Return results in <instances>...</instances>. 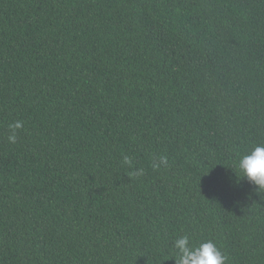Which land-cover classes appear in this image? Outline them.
Instances as JSON below:
<instances>
[{"label":"trees","instance_id":"trees-1","mask_svg":"<svg viewBox=\"0 0 264 264\" xmlns=\"http://www.w3.org/2000/svg\"><path fill=\"white\" fill-rule=\"evenodd\" d=\"M257 143L264 0H0V264H264Z\"/></svg>","mask_w":264,"mask_h":264},{"label":"clouds","instance_id":"clouds-1","mask_svg":"<svg viewBox=\"0 0 264 264\" xmlns=\"http://www.w3.org/2000/svg\"><path fill=\"white\" fill-rule=\"evenodd\" d=\"M8 142L15 144L17 141V130L23 127V122L15 121L9 126ZM124 163L131 164L128 157H124ZM167 157L161 156L159 164L154 167L167 165ZM236 167L254 190H264V143L252 146L237 161ZM174 249L173 259L175 264H226L227 256L211 239L195 242L188 234L176 237L172 243Z\"/></svg>","mask_w":264,"mask_h":264}]
</instances>
